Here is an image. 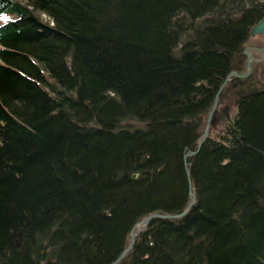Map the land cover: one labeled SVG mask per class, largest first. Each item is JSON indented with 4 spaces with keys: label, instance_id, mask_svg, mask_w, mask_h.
Returning a JSON list of instances; mask_svg holds the SVG:
<instances>
[{
    "label": "trees",
    "instance_id": "1",
    "mask_svg": "<svg viewBox=\"0 0 264 264\" xmlns=\"http://www.w3.org/2000/svg\"><path fill=\"white\" fill-rule=\"evenodd\" d=\"M263 16L264 0H0V264H110L191 189L117 264H264L255 73L226 83L184 160Z\"/></svg>",
    "mask_w": 264,
    "mask_h": 264
},
{
    "label": "water",
    "instance_id": "2",
    "mask_svg": "<svg viewBox=\"0 0 264 264\" xmlns=\"http://www.w3.org/2000/svg\"><path fill=\"white\" fill-rule=\"evenodd\" d=\"M251 34L252 35H257V34H264V16L262 18H260L251 28ZM264 50V48H262ZM244 53H246L249 58H248V71L245 73H238L236 70H232L225 78V80L223 81L222 85L220 86L217 95L215 97L214 100V104L211 108V111L208 114V122L205 126V129L200 137V139L198 140V144H197V148L194 150H189L184 154V160L187 163L188 162V158L189 156L197 153L202 145V143L205 141V139L207 138L208 134H209V122L211 120L213 111L216 108V105L218 103L219 100V94L221 92V90L224 88V86L226 85V83L230 80L232 75L238 76V77H245L248 76L251 72V63H250V59L253 57L252 56V52L249 51V47L245 48ZM264 56V55H263ZM187 174H188V178H189V182H191L190 179V169L187 168ZM139 173H136L135 176H138ZM196 201V195L193 191H190V201L188 203V205L186 206V208H184L181 212L176 213V214H168V213H159V212H154L151 214H148L146 216H144L143 218H141L139 221H137L131 231V243L129 244L128 247H126L118 256L117 258L112 261L110 264H117L122 258L123 256L126 254V252L131 249L135 243V239L137 236V232L138 230H135V226H141V229H144L147 227V225L149 224L150 220L154 217H166V218H175V217H179L184 215L189 209L190 207L195 203Z\"/></svg>",
    "mask_w": 264,
    "mask_h": 264
},
{
    "label": "rangeland",
    "instance_id": "3",
    "mask_svg": "<svg viewBox=\"0 0 264 264\" xmlns=\"http://www.w3.org/2000/svg\"><path fill=\"white\" fill-rule=\"evenodd\" d=\"M247 45L254 46V47L264 46V34H258V35H255V36H251L250 39H249V41H248V43H247ZM251 50L253 51V54L255 56H257L258 58L263 53V52H261V50L256 49V48H253V49L251 48ZM251 61H252L251 62L252 63V68H253V71L252 72L255 73L260 78L259 85L262 86V85H264V59L263 60H260L258 62H255V59L253 58ZM246 69L247 68L245 66L243 68L242 72H244ZM226 97H228V96L226 95ZM224 102L227 103V104L229 103V105H233V103H234L233 100H232V98H229V100L224 101ZM224 102L222 100H220L219 104H223ZM216 107H217V105H216ZM223 124H224V121L223 120H220V121L217 120V123H216L215 126L216 127H218V126L219 127H223ZM215 131H216V129H215ZM139 229H140V226L136 225L135 226V230H139ZM128 251H130V249Z\"/></svg>",
    "mask_w": 264,
    "mask_h": 264
},
{
    "label": "bare ground",
    "instance_id": "4",
    "mask_svg": "<svg viewBox=\"0 0 264 264\" xmlns=\"http://www.w3.org/2000/svg\"><path fill=\"white\" fill-rule=\"evenodd\" d=\"M257 45V44H256ZM214 112V111H213ZM212 116H213V114H212ZM211 119H212V117H211ZM207 122H208V119H207ZM210 125H211V120H210V122H209V129H210Z\"/></svg>",
    "mask_w": 264,
    "mask_h": 264
},
{
    "label": "snow or ice",
    "instance_id": "5",
    "mask_svg": "<svg viewBox=\"0 0 264 264\" xmlns=\"http://www.w3.org/2000/svg\"><path fill=\"white\" fill-rule=\"evenodd\" d=\"M5 19H7V17H5Z\"/></svg>",
    "mask_w": 264,
    "mask_h": 264
}]
</instances>
